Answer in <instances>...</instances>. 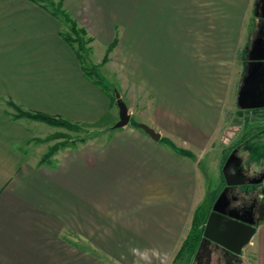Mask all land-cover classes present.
<instances>
[{
	"label": "crops",
	"instance_id": "obj_1",
	"mask_svg": "<svg viewBox=\"0 0 264 264\" xmlns=\"http://www.w3.org/2000/svg\"><path fill=\"white\" fill-rule=\"evenodd\" d=\"M58 2L91 38L90 65L123 79L130 118L110 128L115 90L86 75L59 18L34 0H0V264H111L94 260L86 241L173 261L200 204L195 154L245 74L238 25L214 23L211 0ZM7 100L99 133L43 158L44 122L22 125ZM135 115L158 140L130 123ZM260 188L264 199V178ZM243 248L241 264H264V214Z\"/></svg>",
	"mask_w": 264,
	"mask_h": 264
},
{
	"label": "rangeland",
	"instance_id": "obj_2",
	"mask_svg": "<svg viewBox=\"0 0 264 264\" xmlns=\"http://www.w3.org/2000/svg\"><path fill=\"white\" fill-rule=\"evenodd\" d=\"M52 1L55 4L59 3L58 0ZM208 1L210 4V0ZM255 1L256 0H211L214 23L222 20L227 22L231 27H234L235 23L238 25L236 45H239V48L250 45L254 35L257 19L258 17L260 18V11L258 9L260 0L257 5L254 4ZM55 4L53 5L55 6ZM203 5L204 4H202V6ZM207 14H210V12ZM90 45L91 44L89 42L85 44V46L89 47V49ZM88 56L86 63L90 65V63H93V60H91L90 55ZM243 59H247L245 52L243 53ZM237 63L238 62H236V64ZM108 71L110 73L103 71L99 74L101 79L108 81L109 84H112L113 89L118 92L123 101L128 100L131 93L123 92V79L119 76L115 78L114 75H111V71ZM112 78H115L113 81L114 83H111ZM240 83L238 85H240ZM119 86L122 88L121 90ZM136 96L142 98L141 93L136 94ZM128 103L130 104L129 101ZM7 105V108L11 111L12 115L17 113V107L20 110H24L11 100H7ZM18 118H23L20 120L22 125L32 128V120H29L31 118L26 116H19ZM136 120H139L136 115L131 116L130 123L137 124L134 123ZM44 123L42 125L45 127L42 126L38 130V132H40L38 140L44 139L43 141L47 143L49 148L53 147L56 148V150L65 146L76 144V142L81 138H93L94 135L99 133L96 125L76 123L72 124L71 127H67L63 125L48 124L46 122ZM113 125L114 123L110 125V128L114 127ZM235 147L239 148L238 153L242 157L245 164L249 163V165H254V167L257 166V164L258 167L260 166L259 162L264 160V108L240 109L237 106L236 96L231 93L229 97H227V100L222 108V120L210 145L202 152L195 154V159L198 161L197 198L200 200L199 203L206 202L209 211L213 202L223 189L224 181L221 169L224 161L230 151ZM79 244L83 245V247L89 251L94 260H96V258L100 261L111 260V264H114L115 260L119 261L121 264L120 261L122 260H118V258L124 259L130 257L131 255V264H172L171 254L169 253H140L139 251H134L131 252L130 255L129 252L124 250L102 251L99 247L92 245L90 241H86L85 244L79 242ZM202 249L203 246L196 251L195 255L189 257L185 255L181 260H178L176 264H192L195 261L196 255L200 253L198 251H201L202 253ZM244 249L245 248H243V252ZM214 251L215 249L212 247V259H214L218 253L217 251Z\"/></svg>",
	"mask_w": 264,
	"mask_h": 264
},
{
	"label": "water",
	"instance_id": "obj_3",
	"mask_svg": "<svg viewBox=\"0 0 264 264\" xmlns=\"http://www.w3.org/2000/svg\"><path fill=\"white\" fill-rule=\"evenodd\" d=\"M259 15L264 18V9ZM115 98L119 118L113 126L120 127L129 122L130 114L125 102L116 91ZM236 102L240 109L264 107V39L262 37L255 38L247 52L245 74L237 92ZM137 126L151 138L159 139L160 133L147 124L139 122ZM237 150V147L233 148L224 161L221 171L225 186L211 206L202 236L204 240L239 256L243 246L250 241L256 231V226L253 218L242 217L238 214L237 208L229 207L230 199L227 192L230 186L246 183L244 179L246 175L240 168L242 158L237 154ZM263 178L264 173L256 179H248L247 183L259 184Z\"/></svg>",
	"mask_w": 264,
	"mask_h": 264
},
{
	"label": "trees",
	"instance_id": "obj_4",
	"mask_svg": "<svg viewBox=\"0 0 264 264\" xmlns=\"http://www.w3.org/2000/svg\"><path fill=\"white\" fill-rule=\"evenodd\" d=\"M34 1L60 19V21L62 22V28L60 29L59 33L74 50L78 60L82 64V68L84 69L86 75L92 78L96 83L101 84L103 88L108 90V86L101 79L97 70H95L97 68V65H88L86 63L90 49L89 47H86L85 44L90 42L91 38L87 35L85 28L78 25L77 21L66 10L63 9L61 2L55 4L52 0ZM45 1H47L48 3ZM258 1L259 0H256L254 4L257 5ZM53 4H55V6ZM113 45L114 41L108 46L102 62H105L107 60V52H109ZM111 95L112 100L116 101L113 92ZM19 116H26L31 119L46 122L48 124L63 125L67 127H71L72 124H76L62 117L53 116L38 111L20 110L17 107V113H15L13 117L18 118ZM83 139L81 138V140ZM55 150L56 148H50L46 155L43 156V158L51 155ZM208 213L209 210L207 208L206 202L200 203L195 207L188 232L185 238L182 240L178 250L176 251L172 264H176L177 261L181 260L185 255H187L188 257L195 255L196 251L202 247V230Z\"/></svg>",
	"mask_w": 264,
	"mask_h": 264
},
{
	"label": "flooded vegetation",
	"instance_id": "obj_5",
	"mask_svg": "<svg viewBox=\"0 0 264 264\" xmlns=\"http://www.w3.org/2000/svg\"><path fill=\"white\" fill-rule=\"evenodd\" d=\"M259 11L264 9V0H260L258 6ZM262 37L264 39V18L257 19L254 35L252 37L251 43L249 46L245 47V53L247 52L252 44V41L257 38ZM247 62V59H246ZM264 108V107H263ZM238 148V147H237ZM239 148L237 150L238 153ZM241 157V156H240ZM242 158V157H241ZM257 166L254 167L249 165V163H244L242 159L241 170L245 173L246 183L240 185L230 186L227 195L230 199L229 207H235L238 209V214L245 218H253L255 220V226L257 227L259 218L264 214V199H263V190L260 188L261 183H247L248 179H256L264 173V160L259 162ZM253 167V168H252ZM225 183L223 185V188ZM228 207V209H229ZM204 244V245H203ZM203 251H201L195 257V261L192 264H241V254L239 256L234 255L231 252H227L222 247L203 239ZM215 249L218 253L215 258L211 256V248ZM214 251V252H215Z\"/></svg>",
	"mask_w": 264,
	"mask_h": 264
}]
</instances>
